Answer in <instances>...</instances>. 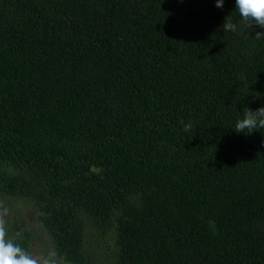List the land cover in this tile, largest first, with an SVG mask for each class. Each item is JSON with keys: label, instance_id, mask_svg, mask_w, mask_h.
<instances>
[{"label": "trees", "instance_id": "16d2710c", "mask_svg": "<svg viewBox=\"0 0 264 264\" xmlns=\"http://www.w3.org/2000/svg\"><path fill=\"white\" fill-rule=\"evenodd\" d=\"M258 32L235 0H0V210L60 264H264Z\"/></svg>", "mask_w": 264, "mask_h": 264}, {"label": "clouds", "instance_id": "9594fccd", "mask_svg": "<svg viewBox=\"0 0 264 264\" xmlns=\"http://www.w3.org/2000/svg\"><path fill=\"white\" fill-rule=\"evenodd\" d=\"M225 0H216V7L223 8ZM236 11L243 21L250 27L253 23L264 28V0H235ZM224 32H236L237 25L232 22L231 15L228 16L222 25ZM264 38V32H258L256 39ZM258 128H264V107L255 111L245 107L243 118L235 124L234 131L238 134L249 135L256 132ZM7 210L0 212V264H39L38 259L17 244L13 238L9 237L5 226L4 216Z\"/></svg>", "mask_w": 264, "mask_h": 264}, {"label": "rangeland", "instance_id": "374dc122", "mask_svg": "<svg viewBox=\"0 0 264 264\" xmlns=\"http://www.w3.org/2000/svg\"><path fill=\"white\" fill-rule=\"evenodd\" d=\"M3 212V210H0ZM16 218L21 225L35 232V245L31 254L39 261V264H60L50 251L47 244V235L37 226L35 211L24 203H12V208L4 216L5 221ZM96 263V261H95Z\"/></svg>", "mask_w": 264, "mask_h": 264}]
</instances>
